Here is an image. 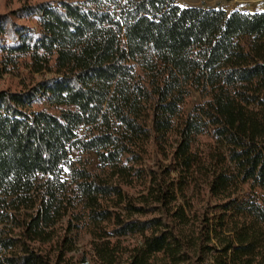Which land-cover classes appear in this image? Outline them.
<instances>
[{"label":"trees","instance_id":"obj_1","mask_svg":"<svg viewBox=\"0 0 264 264\" xmlns=\"http://www.w3.org/2000/svg\"><path fill=\"white\" fill-rule=\"evenodd\" d=\"M21 71L49 76L0 88V264H264V11L25 4Z\"/></svg>","mask_w":264,"mask_h":264},{"label":"rangeland","instance_id":"obj_2","mask_svg":"<svg viewBox=\"0 0 264 264\" xmlns=\"http://www.w3.org/2000/svg\"><path fill=\"white\" fill-rule=\"evenodd\" d=\"M44 0H0V16L10 15L13 11L18 10L22 5L35 4ZM57 1V0H55ZM69 1H83V0H69ZM177 4L181 7H198V8H221L226 13L233 11L254 13L264 11V0H176ZM18 23L35 26L34 22L29 20H16ZM27 71H21L19 75L16 74H1L0 75V88L16 89L21 79L26 77V81L39 80L48 77V74H27ZM204 98L198 93H193L188 100V106L192 104H201ZM71 157L73 159L80 158V155L72 151ZM74 237V251L75 256L84 254L88 248V236L84 233L73 232ZM81 264H92L89 256H85Z\"/></svg>","mask_w":264,"mask_h":264}]
</instances>
